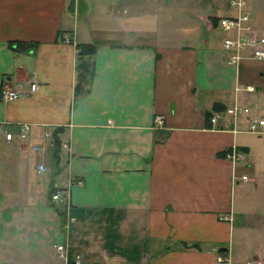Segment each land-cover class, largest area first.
Segmentation results:
<instances>
[{"label": "crops", "instance_id": "obj_1", "mask_svg": "<svg viewBox=\"0 0 264 264\" xmlns=\"http://www.w3.org/2000/svg\"><path fill=\"white\" fill-rule=\"evenodd\" d=\"M246 11L264 30V0ZM236 13L230 0H0V90L28 92L0 93V123L32 125L24 141L0 132V264H62L59 243L83 264H264V133L209 120L236 102L264 117V68L252 82L224 49L218 19ZM77 42L97 45L78 98Z\"/></svg>", "mask_w": 264, "mask_h": 264}, {"label": "built area", "instance_id": "obj_2", "mask_svg": "<svg viewBox=\"0 0 264 264\" xmlns=\"http://www.w3.org/2000/svg\"><path fill=\"white\" fill-rule=\"evenodd\" d=\"M230 4L237 10V13L233 16H222L218 19L219 25L231 32V36H227L224 39V49L229 57V61L237 66H240L243 61L246 51L250 52V55L257 59H264V35H262L251 23V16L246 11L247 0H230ZM250 57V56H249ZM37 84H31V90L35 91ZM254 85H247V91H255ZM1 98L6 102L16 100L20 97L26 96L27 91L13 89L9 86H2ZM255 111V112H254ZM227 120L234 124V132H251L261 135L264 133V117L259 110H254L250 106L242 105L238 102L226 107L224 110L214 111L210 117V121L213 124H219ZM241 120H245L243 123L245 126L240 127ZM153 123L157 127L165 125V118L163 115L155 114L153 117ZM222 127V126H221ZM32 125L23 123L17 134L10 131L4 124L0 123V132L5 134L7 140L18 139L24 141L28 138ZM45 135L52 136L51 131H46ZM35 150H39V146L34 147ZM246 156V151L243 147L233 146L227 150L225 157L233 162L243 160ZM46 166L41 164L39 171H46ZM243 180H248L247 175L242 176ZM51 198L55 201H60L68 204L69 195L64 193L61 189H57L52 193ZM58 254L63 260L62 264H83V259L80 255H73L69 243L56 244ZM228 260L226 256L219 257V261ZM244 264H263L261 260L249 259Z\"/></svg>", "mask_w": 264, "mask_h": 264}, {"label": "trees", "instance_id": "obj_3", "mask_svg": "<svg viewBox=\"0 0 264 264\" xmlns=\"http://www.w3.org/2000/svg\"><path fill=\"white\" fill-rule=\"evenodd\" d=\"M72 41V40H70ZM77 84L75 87V96L78 98L84 94H87L93 83L95 76V54L97 52V45L95 43L77 42ZM226 107L217 105L216 110H224ZM213 112H209V120ZM54 144L58 146V140L55 139L54 133H52ZM58 188H51V196ZM64 190V189H61ZM60 213L64 215V212L60 210Z\"/></svg>", "mask_w": 264, "mask_h": 264}, {"label": "rangeland", "instance_id": "obj_4", "mask_svg": "<svg viewBox=\"0 0 264 264\" xmlns=\"http://www.w3.org/2000/svg\"><path fill=\"white\" fill-rule=\"evenodd\" d=\"M262 35H264V30L262 29V28H259V27H255ZM229 36H231L232 35V33L230 32L229 34H228ZM245 56H247L246 58H244L243 59V61H242V66H241V75L243 76V77H248V78H250V79H252V82H254V80H255V78H256V80L258 79V77H259V74H260V71L261 70H263V68H264V59H257V58H254V57H252L251 55H250V52L249 51H246V53H245ZM250 56V57H249ZM256 83H258V82H256ZM248 105L249 106H251V108L252 109H254V110H256L257 111V109H256V107H254L253 106V104L251 103V102H248ZM255 112V111H254ZM261 114H262V111H259ZM244 137L246 136V134L245 135H243ZM245 160V159H244ZM244 160H241V161H239L240 163V165L242 164H244ZM243 171H245V173L247 174L248 172H247V170H243ZM43 173H45V172H43ZM248 175V174H247ZM238 189V188H237ZM63 203V202H62ZM64 204H66V203H64ZM63 216V215H62ZM64 217V216H63ZM85 264H90L91 262H92V260H85Z\"/></svg>", "mask_w": 264, "mask_h": 264}]
</instances>
